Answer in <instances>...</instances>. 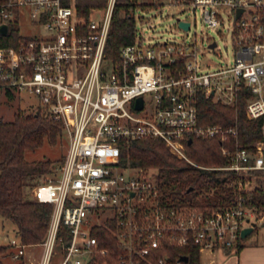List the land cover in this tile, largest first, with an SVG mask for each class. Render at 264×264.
Returning a JSON list of instances; mask_svg holds the SVG:
<instances>
[{
  "label": "built area",
  "instance_id": "2783aa9c",
  "mask_svg": "<svg viewBox=\"0 0 264 264\" xmlns=\"http://www.w3.org/2000/svg\"><path fill=\"white\" fill-rule=\"evenodd\" d=\"M175 1L191 5L194 13L201 9L210 28L226 25L234 58L213 65L196 37L144 43L139 29L135 41L112 57L106 44L117 0L88 18L63 0H0V25H8L0 33V96L19 103L34 96L31 111L60 120L68 142L64 160L33 186L32 199L51 203L53 211L41 256L32 264H51L56 253L61 255L55 264H94L110 251L105 232L116 242L118 264H190L188 254L174 259L173 248L237 249L245 239L242 229L257 226L258 214L244 194L213 209L171 203L158 169L129 160L131 143L152 137L200 167L264 169V0ZM22 9L42 31L21 33ZM180 20L189 21L188 29L181 27L190 31L193 21ZM218 46L208 39V49ZM203 95L229 105L246 98L247 116L263 120L255 151L222 145L230 161L225 166L191 158L187 144L194 137L227 141L238 135L236 126L201 122ZM99 227L103 246L94 234ZM5 245L15 258L31 246L17 233Z\"/></svg>",
  "mask_w": 264,
  "mask_h": 264
},
{
  "label": "trees",
  "instance_id": "16d2710c",
  "mask_svg": "<svg viewBox=\"0 0 264 264\" xmlns=\"http://www.w3.org/2000/svg\"><path fill=\"white\" fill-rule=\"evenodd\" d=\"M107 1L63 0L65 4L73 3L77 12L87 18L93 9L105 7ZM137 3L138 0H117L106 44L109 56L118 57L124 44L135 41L138 27L133 10ZM12 29L14 36H18L17 28ZM198 108L203 124L233 125L237 127L238 135L231 136L227 141H222L219 136L194 137V141L187 144V151L197 163L205 166L228 165L229 157L223 153L222 145L253 152L256 150L255 143L263 139V120L247 116L246 98L242 95L235 105L214 101L210 96L203 95ZM62 135L63 123L42 110L19 111L12 120L0 116V218L12 220L16 233L30 245L44 240L53 205L26 198L25 188L40 182L35 181L37 177L46 178L52 174L54 167L64 160L65 154L58 161L44 159L29 162L25 152L41 147L45 141L55 143ZM129 160L134 165L158 169L162 190L171 203L186 202L202 209L221 208L235 203L242 193L257 213L264 211V169L235 171L200 167L179 158L163 140L152 137L134 140L129 148ZM62 231L65 232V228ZM94 234L103 246V227L96 228ZM105 235L110 251L107 257H98L94 264H118L116 242L110 233L105 232ZM68 240L70 234L67 233ZM243 246L240 242L237 250ZM6 250L7 246L0 242V264H9L3 259ZM173 250L174 259L188 254L190 264H201L198 247L190 245L174 247Z\"/></svg>",
  "mask_w": 264,
  "mask_h": 264
},
{
  "label": "rangeland",
  "instance_id": "374dc122",
  "mask_svg": "<svg viewBox=\"0 0 264 264\" xmlns=\"http://www.w3.org/2000/svg\"><path fill=\"white\" fill-rule=\"evenodd\" d=\"M100 9V8H98ZM101 10V9H100ZM133 13L136 17L137 27L143 37L144 43H154L156 41L165 40H184L196 37L198 43L202 46V51L207 58L212 61V64H218L227 59H233L235 56V46L229 31L225 27L219 26L210 28L206 25L201 9L193 12L192 6L175 0H138L134 7ZM178 18L189 19L193 21V26L190 31L182 28L179 25ZM20 31L22 34L30 35L43 30L41 26H35L30 22L29 16L25 9L21 10L20 15ZM214 38L218 41V48L213 51L207 48L208 39ZM29 98V99H26ZM21 103L17 99L10 101L4 100L0 96V116L6 120L14 119V116L19 111L32 112L30 109V101H36L34 96H26ZM68 142L65 137L58 138L55 143L45 141L41 147L35 149H27L25 157L29 162L33 160L50 159L58 161L62 155L67 152ZM43 177H37L35 181L41 180ZM33 186L25 188V197L32 198ZM258 221L257 228L253 233L262 236L264 234V211L257 213ZM16 233L15 224L10 219L0 218V242L7 243L10 235ZM42 253L40 243L31 244L28 254L21 258H15L8 251L3 257L4 261L9 264H32V261L38 260ZM61 254L53 255L51 264H55Z\"/></svg>",
  "mask_w": 264,
  "mask_h": 264
},
{
  "label": "crops",
  "instance_id": "0c3cea01",
  "mask_svg": "<svg viewBox=\"0 0 264 264\" xmlns=\"http://www.w3.org/2000/svg\"><path fill=\"white\" fill-rule=\"evenodd\" d=\"M256 229L242 241L244 246L240 250L203 249L201 264H264V234H254Z\"/></svg>",
  "mask_w": 264,
  "mask_h": 264
},
{
  "label": "water",
  "instance_id": "95a60500",
  "mask_svg": "<svg viewBox=\"0 0 264 264\" xmlns=\"http://www.w3.org/2000/svg\"><path fill=\"white\" fill-rule=\"evenodd\" d=\"M179 20V18H178ZM179 25L188 29L189 26H190V23L189 21H183V20H180L179 21ZM7 30H8V25L6 23L0 25V33L2 34H6L7 33ZM213 46L215 45V43L212 44ZM139 108L142 107V99L141 97L139 98V105H138ZM192 142V139L190 138L189 139V143ZM254 229V223L252 225H249V226H246L242 229V236L243 237H246L248 234H250ZM184 260H188V256L187 255H184L182 256Z\"/></svg>",
  "mask_w": 264,
  "mask_h": 264
}]
</instances>
